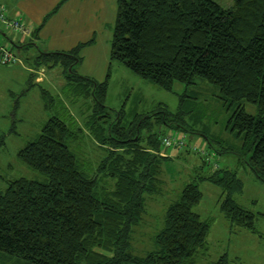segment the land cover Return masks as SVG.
I'll return each instance as SVG.
<instances>
[{
  "label": "trees",
  "instance_id": "16d2710c",
  "mask_svg": "<svg viewBox=\"0 0 264 264\" xmlns=\"http://www.w3.org/2000/svg\"><path fill=\"white\" fill-rule=\"evenodd\" d=\"M65 1L60 0L45 19ZM27 45L36 48L35 43ZM85 45L67 52H38L28 88L37 69L59 67L67 86L79 84V94L105 110L107 81L97 83L75 71ZM115 62L169 92L174 83L184 88L196 81L214 86L224 108L231 111L227 130L239 141L235 150L224 153L235 155L264 183V0H233L227 9L211 0H117L109 65ZM41 98L44 110L51 109L53 99L47 91H41ZM244 103L255 108L254 115L245 112ZM149 117L125 128L118 121L109 127L108 136L100 125L87 123L104 154L92 171L68 146L81 129H72L58 116L49 117L35 140L16 154L47 180H11L0 193V252L30 264H195L207 250L211 225L193 212L202 198L197 186L201 182L220 189V211L231 228L256 233L254 213L234 200L242 193L236 174L219 170L217 162L208 165L201 157L193 182L185 184L166 208L163 228L152 238L155 249L143 257L133 254V230L146 214V196L159 193L161 167L171 161L162 155L163 133L147 130ZM114 128L117 138L112 136ZM171 128L185 130L181 125ZM143 131H148L145 137ZM184 152L196 154L189 143ZM204 168L210 171L204 173ZM211 264L229 262L222 255Z\"/></svg>",
  "mask_w": 264,
  "mask_h": 264
},
{
  "label": "rangeland",
  "instance_id": "374dc122",
  "mask_svg": "<svg viewBox=\"0 0 264 264\" xmlns=\"http://www.w3.org/2000/svg\"><path fill=\"white\" fill-rule=\"evenodd\" d=\"M211 1L223 9L233 4V0ZM21 34L5 30L0 25V43L12 50L20 63L29 67L22 68L19 63L0 65V193L5 192L7 183L11 180H47L39 172L22 164L16 154L28 142L35 140L49 117L58 116L72 129H81L76 134L77 140L68 142V146L79 162L92 171L104 154L89 133L87 123L92 126L100 125L108 136L109 127L116 125L118 121L121 127L125 128L140 118L150 116L147 119V130L162 132L165 136L181 137L186 144L196 147L198 151H204L212 164L217 162L219 170L234 172L242 183V193L235 195L234 200L255 215L256 233L231 228L220 211V189L207 182L197 183L202 198L193 208V212L202 220H211V225L206 240L207 250L196 258L195 264H211L222 255L227 256L229 264H264V183L258 180L247 166L238 162L235 155L224 153L226 149L231 152L235 150L239 141L227 130L231 111L224 108L214 86L196 81L195 85L184 88L176 83L169 92L141 79L115 62L111 63L107 70L110 77L103 102L106 109L99 111L91 97L86 98L79 94V84L66 85L62 69L59 67L43 68L45 80L35 83L38 79L36 76L33 86L28 88L30 70L35 71L32 59L38 53L33 46L27 45L30 40L19 38ZM20 39L24 40V49L18 48L17 41ZM104 40L105 33L96 37L97 49L102 48ZM42 90L47 91L53 99L52 108L48 111L43 108ZM15 99H19L16 106ZM243 109L248 114H255V108L251 105L244 103ZM176 125H181L185 130L171 128ZM147 133L148 131H143L142 137ZM204 135L209 139L211 148ZM112 136L118 137L116 128ZM214 150L219 154L215 155ZM166 151H169L168 154L172 151L171 161L161 167L159 179L162 183L159 193L146 196V214L140 225L133 230L131 246L133 254L138 257H143L155 249L152 238L163 228L166 208L177 199L185 184L193 182L197 174L195 168L200 165L199 159L203 157L200 152L188 154L184 149ZM208 171V168L203 170L204 173ZM111 184L107 181L106 186L110 187ZM0 264L30 263L0 252Z\"/></svg>",
  "mask_w": 264,
  "mask_h": 264
},
{
  "label": "crops",
  "instance_id": "0c3cea01",
  "mask_svg": "<svg viewBox=\"0 0 264 264\" xmlns=\"http://www.w3.org/2000/svg\"><path fill=\"white\" fill-rule=\"evenodd\" d=\"M0 2L4 5L8 18L22 22L28 33L21 34L19 38L35 43L36 48H33L37 53L67 52L77 45L86 44L80 50L81 62L75 66L76 73L97 83L105 80L108 83L110 75L107 70L111 66L109 65L111 31L116 18L117 0H66L56 13L46 19L60 0H0ZM103 33L104 45L97 49L96 37ZM24 40H18L17 45L24 44ZM18 63L22 68L28 67L20 63L19 59L16 64ZM44 72L43 68L37 71L38 79L35 83L45 80ZM168 152L163 153L171 157L172 151L170 154Z\"/></svg>",
  "mask_w": 264,
  "mask_h": 264
},
{
  "label": "built area",
  "instance_id": "2783aa9c",
  "mask_svg": "<svg viewBox=\"0 0 264 264\" xmlns=\"http://www.w3.org/2000/svg\"><path fill=\"white\" fill-rule=\"evenodd\" d=\"M0 25L3 26L5 30H11L14 32H21L22 34H27L28 31L25 29L22 22L17 19H10L6 16V11L4 5L0 2ZM18 62L17 57L14 55L12 50L0 44V65L1 66H10L14 65ZM161 145L165 149H176L182 150L187 147L186 142L181 137H172V136H163L161 139ZM189 150L193 153L200 152V154L205 157L207 164H212L211 159L205 154L204 151H198V149L189 144ZM213 167L215 164H212Z\"/></svg>",
  "mask_w": 264,
  "mask_h": 264
}]
</instances>
